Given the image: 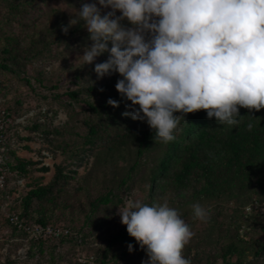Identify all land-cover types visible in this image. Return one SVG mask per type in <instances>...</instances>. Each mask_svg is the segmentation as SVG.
Returning a JSON list of instances; mask_svg holds the SVG:
<instances>
[{
	"label": "trees",
	"instance_id": "1",
	"mask_svg": "<svg viewBox=\"0 0 264 264\" xmlns=\"http://www.w3.org/2000/svg\"><path fill=\"white\" fill-rule=\"evenodd\" d=\"M39 1L0 0L1 71L26 74L28 64L40 56L51 55L52 47L56 45L68 46L78 32V26L68 27L66 16L59 10H54L57 20L49 26L26 24V16L37 9ZM48 1L41 0L46 6ZM16 24L25 29L17 31ZM63 27H68L66 34L62 31ZM103 77L106 79L104 83L96 81L87 90L94 94L92 101H86L85 118L77 120L70 117V123L50 131L42 129L39 124L33 126L46 139L52 134L49 142L67 160H80V153L88 146L93 148L98 162L102 160L99 157L102 150L135 151L125 174H117L114 169L110 177V172L103 171L101 183L95 189L98 196L88 202L89 209L78 204L77 210L85 214L88 223H92V230L105 231L102 235L106 244L96 249L99 264H114L121 256L148 257L146 248H141L129 236L126 226L112 222L109 217L110 206L124 203L120 191L135 188L138 192L133 196L134 201L149 206L166 203L178 214L192 205L204 206L212 202L206 210L208 218L205 221L197 218L192 222L189 220L193 226L198 224L206 229L205 236L213 242L216 250L215 253L212 249L206 254L198 252L197 261L204 256L208 264H264V215L253 207L264 203V109L257 112L240 108L237 116L239 123L236 125L220 124L214 117L209 119L204 110L186 115L175 113L176 116L184 115V119L181 118L174 132L175 139L164 143L155 139V130L149 127L146 120L134 121L122 115L132 108L131 102L116 91L115 85L122 79L118 72ZM37 80L42 82L39 78ZM26 82L30 83L29 79ZM67 96L70 100L80 101L79 94L74 91ZM109 99L118 101L119 107L109 106ZM136 108L138 110V106ZM249 123L252 124L251 130ZM6 158L0 165V175L8 169L3 187L9 184V174L25 177L36 165L17 156L15 151H9ZM143 159H148L147 168H144ZM55 169V175L48 184L33 185L24 195L21 204L16 206L20 210L9 207L8 211L18 212L26 225L32 223L45 228L57 222H62L64 226L65 223L74 224L75 208L71 206L70 199L63 197L68 193L66 187L74 180L73 174L77 171H68L62 165L55 166ZM39 171L46 173L50 168L43 166ZM4 190H0V204L10 199ZM248 207H251L250 210ZM5 225L13 236L26 235L25 229L6 219ZM73 228L78 227L70 228V236L57 239L62 245H68L71 251L81 237ZM210 233H215L216 239H212ZM40 244L42 248L44 244ZM129 244L133 245L131 253L128 251ZM41 252L45 253V250ZM55 253L53 248L50 253L52 262L56 260ZM191 264L194 263L191 261Z\"/></svg>",
	"mask_w": 264,
	"mask_h": 264
},
{
	"label": "clouds",
	"instance_id": "2",
	"mask_svg": "<svg viewBox=\"0 0 264 264\" xmlns=\"http://www.w3.org/2000/svg\"><path fill=\"white\" fill-rule=\"evenodd\" d=\"M65 3L61 0L59 7ZM98 4H83L69 21L68 27L82 22L92 42L76 62L92 64L109 51L111 41L108 60L96 64L94 71L98 78L118 72L122 79L116 91L132 108L122 115L146 120L155 139L164 143L175 139L184 119L175 113L204 110L209 119L236 125L240 108L264 109V0H98ZM102 8L111 11L102 15ZM123 20L133 27H123ZM68 27L62 28L65 34ZM107 104L119 107L113 99ZM193 212L200 221L208 218L199 204ZM118 215L129 236L146 248L148 264H191L183 252L193 232L175 209L129 198L118 207Z\"/></svg>",
	"mask_w": 264,
	"mask_h": 264
},
{
	"label": "rangeland",
	"instance_id": "3",
	"mask_svg": "<svg viewBox=\"0 0 264 264\" xmlns=\"http://www.w3.org/2000/svg\"><path fill=\"white\" fill-rule=\"evenodd\" d=\"M65 2L63 6L59 7L61 0H49L46 6L40 0L37 9L31 10L30 15L26 16L25 23L37 24L39 27L49 26L57 20L54 10H59L60 14L66 16L65 19L69 22L73 16H78V11L83 4L96 3L97 7H100L98 0H65ZM1 8L2 6H0V11ZM108 11L111 9H101L102 15ZM120 15L121 13L117 11L116 16ZM121 24L126 28L133 27L127 20L121 21ZM77 26L79 27L78 32L68 46L59 44L52 47L51 55L40 56L28 64L25 69L26 74L14 75L0 70V165L7 159L9 151H15L17 156L22 159L36 163L30 168V173L27 176L15 177L9 174V184L5 187H3L4 184H0V190L5 188L4 193L7 192L10 198L0 204L2 205L0 211L3 214L8 211L9 207L20 210L17 207L31 187L36 184H48L55 175V166L62 165L67 167L68 171H77V174H73L74 180H71L66 187L68 193H65L63 199H70L71 206L75 208L73 212L74 224L65 223V226L67 225L71 229L74 226L78 227L73 229L78 231L81 237H78V243L71 251L68 245H62L57 240L60 237L50 236L47 232H37L38 225L32 223L27 224L30 232L26 230L25 236H13L9 227L5 225V214L2 216L0 212V264H84L80 262V259L90 256L96 258L95 264H99L96 249L103 248L106 244L102 235L104 230H92V223H88L85 214L77 208L80 204L87 208L88 202L98 196L95 189L101 183L100 179L104 175V170L110 172L108 175L110 177L114 169L117 174L123 175L128 171L127 169L131 166L135 156L134 150L125 149L121 152L102 150L99 153L102 160L98 162L95 157L96 153L92 152L93 148L88 146L80 153V160H67L66 156L55 150L49 142L52 134L49 139H46L41 132L33 129L35 124H39L42 129L50 131L70 123V117L77 120L85 118L87 116L86 101H92L94 94L88 92V88L96 81L104 83L106 80L104 77L98 78L96 76L94 67L96 64L108 60L112 47L111 41L107 45L109 51L96 57L92 64L83 65L76 62L77 57L84 54L83 49L86 46L90 47L92 43L84 24L81 22L72 27ZM15 29L20 31L25 27L16 24ZM37 78L42 82L39 83ZM26 79H29L30 83H27ZM71 91L79 94L78 99L80 101L70 100L67 93ZM146 160L148 159L142 160L146 165L144 168L148 167L149 162ZM43 166L49 167L50 171L40 172L39 170ZM6 171L8 172V169H5ZM137 192V188L120 191L124 197V203L129 198L133 200V196ZM124 203L110 206L112 208H110L111 216L109 217L112 222L122 224L118 215V207H123ZM211 204L212 202H207L201 207L207 210ZM193 206L179 212L180 218L193 232V237L186 245L183 255L194 264H208L205 262L204 256L202 260L197 261V253L204 251L206 254L209 249L215 253L216 250L213 242L205 236L207 235L206 229L201 225L193 226L191 224L196 219ZM250 208L248 207V210ZM61 225L64 226L62 222L49 224L53 227ZM210 235L212 239H216L215 233H210ZM40 242L44 244L42 248ZM53 248L56 249L55 262L50 260V253ZM41 250H45V253H42ZM119 255L121 256L120 252ZM148 260L149 257L142 255L127 258L121 256V258H117L114 264H148ZM216 264L221 263L216 262Z\"/></svg>",
	"mask_w": 264,
	"mask_h": 264
},
{
	"label": "built area",
	"instance_id": "4",
	"mask_svg": "<svg viewBox=\"0 0 264 264\" xmlns=\"http://www.w3.org/2000/svg\"><path fill=\"white\" fill-rule=\"evenodd\" d=\"M2 128V127H1ZM6 177V172H3L0 175V184H3L5 181ZM256 210L259 211L261 215H264V203L261 204H255L253 206ZM5 219L8 220L11 224L17 226L20 229H25L28 230V226L24 223V221L20 218V215L18 212H5ZM37 232H47L50 236H55V237H68L71 235V229L66 226H47L45 228H42L41 226H37L36 229ZM30 232V231H29ZM84 256V255H83ZM96 258L93 256L87 257V258H81L80 262L84 264H95Z\"/></svg>",
	"mask_w": 264,
	"mask_h": 264
}]
</instances>
